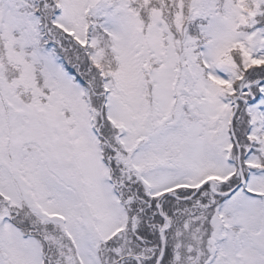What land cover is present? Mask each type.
Masks as SVG:
<instances>
[{
    "label": "snow or ice",
    "instance_id": "obj_1",
    "mask_svg": "<svg viewBox=\"0 0 264 264\" xmlns=\"http://www.w3.org/2000/svg\"><path fill=\"white\" fill-rule=\"evenodd\" d=\"M0 264H264V0H0Z\"/></svg>",
    "mask_w": 264,
    "mask_h": 264
}]
</instances>
